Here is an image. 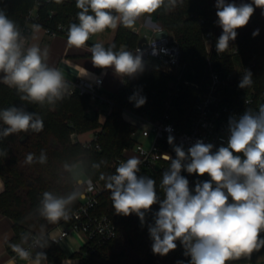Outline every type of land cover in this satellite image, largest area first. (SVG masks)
Wrapping results in <instances>:
<instances>
[{
  "label": "clouds",
  "instance_id": "clouds-1",
  "mask_svg": "<svg viewBox=\"0 0 264 264\" xmlns=\"http://www.w3.org/2000/svg\"><path fill=\"white\" fill-rule=\"evenodd\" d=\"M60 3L61 0H56ZM183 0H76L78 23L70 24L67 44L76 48L87 46L92 35L122 26L134 29L137 21L156 13L161 8L172 9ZM217 24L222 29L216 43L217 52L229 48L237 37V30L246 26L256 8L264 10V0L235 3V0H216ZM41 26L32 25V40H38ZM259 35V29L252 33ZM91 61L102 69L112 68L121 78H133L144 70L143 54L120 49L115 45L105 47L95 43L90 48ZM48 50L38 43H28L17 23L0 10V82L15 88L21 100L40 106H54L69 94V84L64 73L47 62ZM252 73L242 75L238 85L246 88L252 84ZM136 107L146 103V97L133 93L129 97ZM0 137L21 132H40L42 117L23 107L12 106L0 110ZM226 146L215 151L214 145L197 140L187 150L175 146V159L170 156L169 168L163 172L160 187L163 199L156 190V181L140 176L142 161L132 156L121 162L113 174H101L105 187L110 190L112 207L117 215L136 214L145 223L146 213L159 204L153 213V223L148 225L152 239V252L166 256L177 248V241L189 256L190 264H228L242 257L250 258L254 251L264 248V104L258 111L247 109L237 118H229ZM168 142L173 143V137ZM5 153H0L4 155ZM47 162L43 151L38 158L29 153L26 163ZM77 164L65 163L66 172L76 176ZM98 168L99 165H93ZM182 171L209 177L197 181L193 191ZM91 181H77V187L66 195L45 191L36 212L49 223L68 221L71 205L82 197L81 187ZM31 240L33 252L23 244ZM56 242V241H53ZM49 246L43 234L25 235L20 244H12V251L28 264H42ZM182 264V262H177Z\"/></svg>",
  "mask_w": 264,
  "mask_h": 264
},
{
  "label": "trees",
  "instance_id": "trees-1",
  "mask_svg": "<svg viewBox=\"0 0 264 264\" xmlns=\"http://www.w3.org/2000/svg\"><path fill=\"white\" fill-rule=\"evenodd\" d=\"M36 1L39 2L37 7L39 25H53L69 22L72 19L78 23L79 9L76 8L74 0H61L60 3L56 0H12L11 5L4 4L3 0H0V10L13 19L21 29L27 11ZM241 2L250 3L251 0H235L237 4ZM215 4L216 0H183L175 8H161L148 17L169 30L179 44L181 59L187 65L186 77L195 79L205 71L207 54L203 33L210 31L212 43L209 57L212 67L221 72L229 71L233 68L234 59H238L242 65V71H239L240 74L237 73L238 78L225 90L227 96L241 100L247 93L253 92L255 96L261 95L264 98V10L256 8L249 23L237 30V37L234 41H230L229 46H236L238 53L230 55L226 51L216 50L222 29L217 24ZM257 29L259 35L253 37L252 33ZM137 39V35L131 29L120 26L116 29L113 42L104 46L115 45V50L123 46L128 50L136 44ZM87 44L92 46L95 43L88 41ZM246 70L252 73L253 82L249 87L240 88L238 85ZM171 79L163 71L149 65H145L143 72L135 77L123 78L122 84L115 91L106 93L113 101V107L102 121L98 118V111L86 110L89 103L87 95H66L54 106H40L21 100L15 88L0 82V110L12 106L23 107L28 112L39 114L44 124L43 130L38 133L29 131L0 137V153H5L0 155V178L3 182V189L0 192V213L12 220L14 235L6 243V248L11 253H14L12 244H20L23 236L43 234L49 246L42 249L47 257L42 262L60 263L64 253L47 237L46 232L60 222H69L71 218L68 221L49 223L40 217L36 209L43 192L51 191L57 195H66L75 188V178L64 170L65 163H79L84 175L97 180L105 187V181L100 179L101 174H113L117 167L112 164L115 158L122 155L123 149L133 145L131 133L135 125L123 118L122 108L127 106L139 112L147 105L152 117L157 116L164 109ZM133 93L146 97V103L136 107L135 103L129 100ZM197 94L196 89L181 85L178 94L172 98L169 120L176 126H182L192 114ZM3 127L6 126L0 122V128ZM90 130H97L96 140L91 141L90 147L72 142L70 136L72 133L79 134ZM95 143L98 144V149L94 148ZM42 151L47 155L46 163H26V156L29 153L38 158ZM169 166V162H164L154 173L142 171L139 174L156 181V190L161 199H163V190L160 182L163 172ZM208 179L209 177L205 176L193 177V182L189 184L193 194L197 181ZM78 204L79 198L71 205V213ZM93 212L111 217L116 228L115 236L96 245L92 253H88L87 247L81 246L71 255L78 259V264H177V262L190 264L191 258L184 255L185 250L179 241L176 242L177 248L166 256L154 254L148 231V225L153 223V214L146 213L144 224H141L136 214L117 215L112 207L110 190L106 187L101 192ZM38 250L40 249L32 248L33 257ZM228 264L236 263L230 261Z\"/></svg>",
  "mask_w": 264,
  "mask_h": 264
},
{
  "label": "built area",
  "instance_id": "built-area-1",
  "mask_svg": "<svg viewBox=\"0 0 264 264\" xmlns=\"http://www.w3.org/2000/svg\"><path fill=\"white\" fill-rule=\"evenodd\" d=\"M38 5L39 2L36 1L33 7L27 11L25 22L21 28V32L25 37L29 38L31 26L38 24ZM72 23L77 22L72 19L69 22L40 26L46 36L62 35L67 38V31ZM131 31L137 35L138 39L136 44L128 51L135 53L139 49L143 54L144 66L149 65L163 71L172 79L169 82L164 109L157 116L152 117L147 105L139 112L127 106L122 108L123 114L126 113L141 122V126L138 127V134L141 138L148 139V143L145 146L137 141L135 138L137 126L135 125V129L131 133L133 145L123 149L122 155L115 158L113 165L118 166L119 163L135 156L142 161L139 165L140 172L138 175L142 171L154 173L161 167L162 163H170V160L166 157L170 156L175 159V146L182 145L187 150L197 140H202L204 143L213 144V151H215L222 145L226 146L230 117L237 118L247 109L258 111L259 105L264 104V98L261 95L255 96L253 92L247 93L241 100L227 96L226 88L238 78V75L234 70L221 72L212 67V61L209 57L212 43L210 31L203 33V42L207 54L205 57V71L195 79L186 77L187 65L181 59L180 46L171 32L157 24L141 19ZM122 48L125 49L122 46L118 50ZM225 51L230 55L238 53L236 46H229ZM65 80L69 84L68 95H87L89 101L94 103L98 109H101L103 116L111 111L113 101L101 90L103 77L100 73H94L92 81L83 79ZM181 85L196 89L198 94L193 104L192 114L182 126L178 127L169 120V108L171 107L172 98L178 94ZM90 131L93 134L91 138H81L83 133H72L70 135L72 142H79L82 146L90 147L92 145L91 141L96 140L97 130ZM169 137H173L172 144L168 142ZM94 148H99L97 143L94 144ZM181 174L189 177V184L193 182V177L198 176L189 174L186 171H182ZM204 176L208 177L207 174ZM80 180L85 182L90 180L93 190L88 191V185L85 183L80 189L83 195L79 198L78 206L72 211L70 221L54 225L46 232V235L52 242L56 241L54 242L56 244L70 234L77 235L81 237V246L87 247L88 253H92L95 251L96 245L104 243L115 236L116 228L111 217L93 212L105 187L97 180L86 175L75 179V187H77V181ZM158 209V204L154 205L151 212L148 213L153 214ZM31 235L35 236L34 234ZM261 236L264 237V232L261 233ZM24 247L32 251L31 240ZM13 256L16 257V254Z\"/></svg>",
  "mask_w": 264,
  "mask_h": 264
},
{
  "label": "crops",
  "instance_id": "crops-1",
  "mask_svg": "<svg viewBox=\"0 0 264 264\" xmlns=\"http://www.w3.org/2000/svg\"><path fill=\"white\" fill-rule=\"evenodd\" d=\"M104 34L105 35L99 34L98 39L103 40L100 42L103 45L109 44L114 36L113 31L104 32ZM32 35L31 28L28 43H38L42 49L47 48L48 64L59 68L64 73L65 79H83L86 81H92L94 73L98 72L103 77L101 90L105 94L107 92L115 91L122 84L123 78L117 76L112 68L96 69L91 61V53L89 51L91 46L89 44L83 48H76L74 46L70 47L67 44L66 37L62 35L53 37L46 36L43 33L42 28L37 34L39 37L38 40L33 41ZM89 42L97 43L98 41L93 42L89 39ZM82 174L84 176L83 171ZM79 178L80 177H77L75 179ZM2 189L3 182L0 178V192ZM13 235L14 230L12 227V220L8 216L0 213V264H28V261L21 260L17 255L14 257L13 255L15 253H11L6 248V243L12 239ZM57 245L64 253V258L59 264H78V259L71 255L81 247V237L70 234L61 242L57 243ZM234 262L236 264H264V250L260 249L259 251H254L250 258L242 257L239 260H234ZM42 264L45 263L42 262Z\"/></svg>",
  "mask_w": 264,
  "mask_h": 264
},
{
  "label": "rangeland",
  "instance_id": "rangeland-1",
  "mask_svg": "<svg viewBox=\"0 0 264 264\" xmlns=\"http://www.w3.org/2000/svg\"><path fill=\"white\" fill-rule=\"evenodd\" d=\"M3 3H4V4L11 5L12 0H3ZM140 19H143V20L146 21V22H151V23H154V24H157V25L163 27V26L160 25L159 23H156V22L152 21V20L150 19V17H148V16L142 17V18H140ZM140 19H139V21H140ZM137 24H138V23H137ZM31 27H32V26H31ZM163 28H164V27H163ZM112 31H113V34H114V36H113V39H114V38H115V35H116V30H110V29H109V30L104 31V32H112ZM142 31H143V30H142ZM168 31H169V30H168ZM104 32H102V34H101V33H98V34L92 35V36L90 37V40L93 41V42H97V41H98L99 43L102 42V41H103L102 39H98V35H99V34H100V35H105ZM113 39H112V41H111L110 43L113 42ZM120 47H122V46H120ZM247 65H248V64H247ZM231 70H234V71H235L236 73H238V74H240L239 71H242V65H241V63H240V61H239L238 59H234V65H233V68H232ZM86 110L89 111V112H95V111H98V113H99V114H98V118H99V120H100V121L103 120V117H104V116H103V114H102V112H101V109H98L94 103H92V102L89 101V103H88L87 106H86ZM123 118H124L126 121H128V122H130V123H132V124H134V125L137 126V129H136L137 133H136V135H135V138L137 139V141H139V142H141L143 145L147 146L148 139H143V138H141V136L138 134V127L141 126V122H140L138 119H136V118H134V117H132V116L126 114V113L123 114ZM92 135H93V134H92L91 131H87V132H85V133H83V134L81 135V138H91ZM76 164H77L78 167H77V169H76V176H75V178H77V177L82 178L83 174H82V168H81V165H80L79 163H76Z\"/></svg>",
  "mask_w": 264,
  "mask_h": 264
}]
</instances>
